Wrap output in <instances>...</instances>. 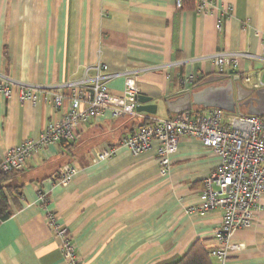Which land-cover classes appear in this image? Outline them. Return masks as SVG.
Listing matches in <instances>:
<instances>
[{
  "label": "crops",
  "instance_id": "1",
  "mask_svg": "<svg viewBox=\"0 0 264 264\" xmlns=\"http://www.w3.org/2000/svg\"><path fill=\"white\" fill-rule=\"evenodd\" d=\"M198 1L187 0L177 10L175 0H0V79L62 92L103 64L116 75L107 82L110 94L121 95L124 73L134 71L138 94L158 105L155 115L112 117L105 111L77 125L74 141L49 144L26 162L12 181L22 186L19 196L5 193L12 216L0 222V264H68L47 213L67 229L83 264H173L196 242L217 246L220 212L185 211L197 204L219 157L199 140L181 138L162 176L155 143L136 155L120 146L151 118L173 116L164 101L185 91L183 79L192 77L188 91H197L220 75L211 58L218 52L248 54L225 73L235 70L247 88L245 76L264 86L258 35L264 31V0H208L204 11L195 9ZM67 107V100L61 110L48 98L20 102L16 88L8 99L0 93V160L9 148L37 140ZM103 149H114V155L97 161ZM67 165L75 173L62 186L54 177ZM232 240L243 248L224 264H264V196L253 226L236 230Z\"/></svg>",
  "mask_w": 264,
  "mask_h": 264
},
{
  "label": "built area",
  "instance_id": "2",
  "mask_svg": "<svg viewBox=\"0 0 264 264\" xmlns=\"http://www.w3.org/2000/svg\"><path fill=\"white\" fill-rule=\"evenodd\" d=\"M184 0H175V8L182 9ZM208 0H199L195 9L204 11L210 6ZM220 29V24L216 25ZM261 35V49L264 53V31ZM248 54L218 52L211 58L218 73L238 66L240 59ZM94 75L77 82L63 85L62 92L48 90L47 87L25 85L6 77L0 79V93L4 99L18 90L20 102L36 103L47 98L55 109H63L64 101L68 107L61 118L48 123L37 140H27L9 148L0 160V173L22 171L26 162L43 147L60 141H74V128L109 111L112 117L120 115L137 116L136 97L139 89L134 71L124 73L121 95L108 92L107 82L116 77L106 73V66L96 64ZM243 82L258 89L263 85L253 83L249 76ZM180 84L188 91L193 85L192 77L183 79ZM66 90L67 93L64 91ZM194 138L211 149L220 159L217 169L202 182L198 202L189 206L187 214H207L218 211L221 223L213 232L217 246L208 250L210 259L224 264L229 253L240 251L243 246L232 240L238 229L251 228L254 215L260 209V200L264 196V120L246 114H228L218 108L186 111L169 118H151L143 125L132 129L120 142L132 154H139L152 148L155 143L159 172L162 176L170 170V157L175 153L181 138ZM114 149H103L98 153L97 161H103L114 155ZM75 173L70 165L61 168L55 175V181L62 186L68 185ZM39 199L46 201L38 192ZM46 221L53 235L61 240V251L68 264H83L79 261L75 246L67 229L59 227L55 217L47 213Z\"/></svg>",
  "mask_w": 264,
  "mask_h": 264
},
{
  "label": "water",
  "instance_id": "3",
  "mask_svg": "<svg viewBox=\"0 0 264 264\" xmlns=\"http://www.w3.org/2000/svg\"><path fill=\"white\" fill-rule=\"evenodd\" d=\"M203 88L197 91H182L164 103L170 115L180 114L199 108H218L226 113L235 114L239 109L246 115L264 118V86L258 89L247 88L235 70L224 74L212 75L204 80ZM136 111L155 115L158 105L150 104L151 98L137 95Z\"/></svg>",
  "mask_w": 264,
  "mask_h": 264
},
{
  "label": "trees",
  "instance_id": "4",
  "mask_svg": "<svg viewBox=\"0 0 264 264\" xmlns=\"http://www.w3.org/2000/svg\"><path fill=\"white\" fill-rule=\"evenodd\" d=\"M185 1L187 0H184L183 7ZM19 172L11 171L9 173H0V222L8 220L12 216V211L5 193L11 194L13 196H11V199H14V196H19L18 194L22 186L12 184L13 179L17 177V173ZM173 264H212V262L208 256V250L196 242Z\"/></svg>",
  "mask_w": 264,
  "mask_h": 264
},
{
  "label": "rangeland",
  "instance_id": "5",
  "mask_svg": "<svg viewBox=\"0 0 264 264\" xmlns=\"http://www.w3.org/2000/svg\"><path fill=\"white\" fill-rule=\"evenodd\" d=\"M240 113H241V111L239 109H237L235 112V114H240ZM228 114H230V113H228Z\"/></svg>",
  "mask_w": 264,
  "mask_h": 264
}]
</instances>
